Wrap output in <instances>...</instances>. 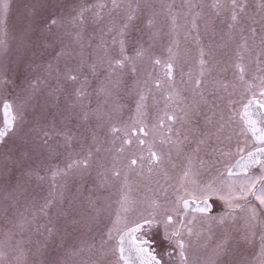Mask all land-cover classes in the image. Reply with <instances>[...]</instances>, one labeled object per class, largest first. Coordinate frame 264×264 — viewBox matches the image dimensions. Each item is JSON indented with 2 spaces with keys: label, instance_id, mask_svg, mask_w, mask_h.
Segmentation results:
<instances>
[{
  "label": "rangeland",
  "instance_id": "rangeland-1",
  "mask_svg": "<svg viewBox=\"0 0 264 264\" xmlns=\"http://www.w3.org/2000/svg\"><path fill=\"white\" fill-rule=\"evenodd\" d=\"M215 2L117 0L120 7L113 9L112 0H10L6 25L0 26V103L10 101L15 107L29 81L39 77L42 83L28 108L27 121L5 136L6 144H0V254L3 257L0 264H123L118 238L128 229L124 218L129 227L137 220L142 221L143 216H148L144 214L150 201L146 202L149 197L145 194L141 168L130 171L127 167L129 158L143 155L140 145H123L122 133L113 134L110 129L112 126L126 128L133 123L139 99L137 93L146 88L143 73L154 76L157 65L153 60L159 58L161 64H165L169 61L168 49L172 48L175 88L179 92V99L174 98L172 102L181 108H187L190 103L207 104L194 94L188 75L191 72L193 79L199 75L200 47L206 53L211 51V55L205 56L207 63L201 85L207 100H236L241 83L234 67L239 59L237 52L244 55L242 63L246 67L247 81L260 82L257 77L264 76L260 70L264 65L258 64L256 59L261 49L259 37L264 22V0H237L245 8L240 14V25L233 30L228 28L231 0H219L224 6L219 16L212 7ZM98 4L106 7L97 9L94 6ZM83 8L89 9L84 12L83 25L79 20L73 23ZM207 8H211L210 20L206 17ZM29 10L36 13L33 22ZM97 11L99 17L94 15ZM129 12L135 16L132 21L127 19ZM149 19L153 20L151 27L147 26ZM194 19L198 25L199 44L197 31L191 27ZM52 20L57 23L52 24ZM125 23L129 27L121 36L120 30ZM252 27L257 30L254 38H251ZM242 37H250L247 52L240 48ZM121 40L124 41V55L131 61L126 62L123 70V87L106 95L100 89L111 87L108 60L122 58ZM61 48L72 56L61 57L59 61L53 59ZM140 50H144V55L138 57ZM31 61L35 62L34 67ZM49 62L53 65L51 75L46 71ZM132 62L137 68L135 78L129 72ZM92 64L97 65L95 76L89 67ZM68 69L78 70L81 84L87 78L84 97L76 95L81 86L76 88L79 80L71 82L64 78ZM255 71L259 74L254 76ZM120 72L117 68L116 73ZM116 78L115 74L111 77ZM135 79L139 84L134 83ZM147 87L151 88L145 94L152 107L156 105L157 91ZM166 95L167 91L162 88L160 97L165 99ZM164 109L170 113L167 103ZM85 112L89 115L87 121L83 119ZM209 113L212 123L221 119L219 112ZM2 125L0 121V128ZM40 127H54L62 134L55 135L44 145L37 136ZM34 128L36 131L31 130ZM196 133L194 131L193 135ZM65 134L71 137L67 143ZM122 146L124 151L119 152ZM186 146L182 144L183 150ZM89 151L92 156L87 169L68 168L74 161L85 158ZM5 153L17 162L10 164L13 184L18 185L15 199L5 198ZM163 155V162L169 168L178 161L176 149L171 144L163 147ZM114 166L120 171V177L112 175ZM162 178L166 183L168 174ZM184 178L186 181L187 177ZM125 195L135 202L133 210L126 213L121 209ZM49 201L50 206L45 208ZM118 214L122 220L115 225ZM156 219L161 220V217ZM114 225L120 231H113L109 240L107 232ZM102 241L106 243L102 245Z\"/></svg>",
  "mask_w": 264,
  "mask_h": 264
},
{
  "label": "flooded vegetation",
  "instance_id": "flooded-vegetation-1",
  "mask_svg": "<svg viewBox=\"0 0 264 264\" xmlns=\"http://www.w3.org/2000/svg\"><path fill=\"white\" fill-rule=\"evenodd\" d=\"M207 10L209 11L206 17L210 20L211 8H207ZM16 13H19L18 9ZM29 13L30 20L33 22L36 13L33 10H29ZM31 63L34 67L35 62L31 61ZM161 65H157L154 69V71L156 70L154 76L149 75L148 72L143 73L144 81H148V86L152 87L153 80H164V68ZM253 74L254 76L258 75L259 71L258 73L255 71ZM254 76L251 77V80ZM81 78L82 76L78 82L76 81V88L81 84ZM248 82L254 85L253 91L257 93L258 98L260 82ZM156 91L155 101L157 107L156 105L149 107L148 98H146L144 121L149 127L156 124L157 117L163 115L164 105L167 103L170 114L174 112L178 119L174 124L171 122L166 123L165 127H171L175 139L182 140L183 144L187 146L179 153L176 150L178 161L172 168L167 167L166 163L163 162L160 165L153 164L151 166L152 170L149 171V147L151 146L152 151L157 152L158 155L164 158L163 147H168L170 144L160 142L164 135L163 129H157L149 137H141L146 139V143L140 145L141 152L145 157L144 167L141 171L145 181V194L149 197L146 202L150 201L145 207L146 213L144 215L149 216L152 212H155L156 218L161 217V220L157 219L158 226H154L152 229L145 226L139 232L137 238L141 241L147 239L150 252L157 259H161L163 264H261V261L264 260V257L261 256V248L264 244V240H262V237H264V206H261L259 201L252 196H249L246 200L238 199L233 203L245 207L232 209L224 201L213 197L209 201V204L213 205L210 213L203 214L197 210L200 200H194L190 195L193 189L199 194V191L208 184H212L213 187H220L222 192L226 194L227 184L231 183L238 186L244 181L246 174L248 176L260 175L259 164H251L247 169V173L236 167L237 161L240 159V154L237 152L238 147L244 148L243 155L245 157H247L249 151L255 152L256 148L259 147L251 143L250 133L248 134L249 143L247 146L244 145L245 137L240 135L241 117L248 101L252 99V93L247 91L246 85L240 83L237 98L234 102H228L226 99L216 102L209 99L207 104L190 103L187 108H181L172 101L161 98L162 89H156ZM4 103H0V121L2 122L4 119ZM169 105L171 106L169 107ZM212 109L219 112L223 119L215 120V123H212L211 114L209 113ZM152 111L153 113H151ZM205 111L208 112V117L204 114ZM249 111L252 113L253 119H259V114L264 112V109H260L258 105L254 104ZM185 113H187L186 120L179 119L185 116ZM229 117H232V119L229 120ZM209 118H211V123L208 122ZM221 124L224 125L223 130H220ZM4 127L3 123L0 130H4ZM194 131L197 132L195 135H193ZM177 133H179V136L176 135ZM185 136L189 138L186 142L183 140ZM153 138H155V141ZM200 139H204L206 143L200 144L199 151H196ZM132 140L133 143L130 146L128 145L129 147L137 143L135 137H132ZM222 152L231 154L223 155ZM114 162L115 164L118 163L117 161ZM170 169H172V172L169 171ZM189 169L191 170L190 175L187 176L185 181V172H188ZM229 169H232L233 172L231 176H228ZM164 174H168L166 183L162 178ZM170 176L172 177V181L170 178L171 184H169ZM146 180H148L147 183ZM259 186L258 184L257 187L259 188ZM165 190L168 191L165 192ZM180 197L190 201L191 206L188 209L182 208ZM153 202L158 204L159 208H156ZM249 207L256 208L255 219L252 218ZM173 210H178L180 214L176 215ZM167 215L173 216V223L168 225L169 232H178V235L174 236L171 241L164 239L162 219ZM222 216L224 219L221 223L219 218ZM133 226L135 225L130 227ZM189 229L191 234H189ZM225 240L227 241L226 244H224ZM177 241H182L185 245L186 260H183L180 256ZM222 244L226 251L218 256L217 251Z\"/></svg>",
  "mask_w": 264,
  "mask_h": 264
},
{
  "label": "snow or ice",
  "instance_id": "snow-or-ice-1",
  "mask_svg": "<svg viewBox=\"0 0 264 264\" xmlns=\"http://www.w3.org/2000/svg\"><path fill=\"white\" fill-rule=\"evenodd\" d=\"M97 9H103L106 7L104 4H98L95 5ZM112 7L113 9L119 8L120 5L117 3V0H112ZM131 7V6H129ZM214 9H216V15L219 16L221 14V9L224 7L219 0H216V2L212 5ZM11 4L10 0H0V26H5L6 21H7V16L10 12ZM245 6L241 3H238L237 0H231V11H230V19L231 23L228 24V28L230 30L236 29L238 25H240V14L244 12ZM89 11L87 8H83L80 10L78 13L77 17L73 19V23H75L77 20L80 21V24L83 25L84 23V12ZM95 16L99 17L100 13L99 11L94 13ZM197 17L200 16V13L196 14ZM128 21H132L135 19V16L133 15L132 12L128 13L127 16ZM173 25H175L176 20L175 17H173ZM56 20H52V24H56ZM153 25V20L149 19L147 21V26L151 27ZM129 27L127 23L123 25V27L120 30V35H124V29ZM191 27L193 30L197 31V37L196 41L199 44V33H198V25L196 24L195 19L191 22ZM242 31V29H241ZM251 32V38L256 37L257 35V30L255 27L250 28ZM6 34V32H5ZM191 33H188L190 35ZM77 39H80V34L77 33ZM250 37H242V43L240 44V48L244 51L247 52L249 51V41ZM259 43L261 46L260 52L257 56V63L264 65V60L261 58L264 57V22L261 23V35L259 37ZM2 44V42H0ZM51 47H54V45H49ZM103 46V45H102ZM106 50V49H105ZM169 52V61L166 62L165 64L161 65V60L159 58H155L153 60V63L155 65H161L164 68V80L162 81L161 79H156L152 82V87L156 88L157 90H160L162 88H165L167 91V95L165 99L167 101H173L174 98L179 99V92L175 88V80H174V65L171 62L172 60V48L168 49ZM120 53L122 55V58L120 59H115L114 61L109 59L108 60V65H109V78H108V83L111 85V87H102L100 91L104 92L106 95H112L113 92H118L122 87H123V70L126 67V62H130L131 58L128 56L124 55V41H120ZM144 55V50H140L137 53V56H143ZM206 55H211V51L208 53L205 52V49L203 47L199 48V60L198 63L200 65V71L199 75L196 78H192L191 72L188 73L189 75V80L192 84V88L194 91V94L199 95L201 99L204 100V103H209L207 99L204 98V92L201 88V85L203 84V77L205 75V64L207 61L205 60ZM71 57L72 53L61 48L60 50L55 52V55L53 59L59 61L61 57ZM238 56V61L234 64V67L236 69V75L238 77V80L243 84L246 85L247 91L252 93V99L248 101L247 106L245 107L244 114L241 117L242 121V127L240 129V135L244 136V145L247 146L249 143L248 140V134L250 133L251 135V143L258 145L259 147L256 148L255 152L249 151L247 157L243 155L244 148L238 147L237 152L240 154V159L237 161L236 167L240 168L241 170L245 171L247 173V169L251 166V164H259V169H260V175H251L248 176L247 174L245 175L244 181H242L238 186L234 184H227V193H223L222 189L220 187H213L212 184L206 185L203 189L199 191V194H197L196 190L193 189V191L190 193V195L193 197V199H199L200 204L197 205V210L200 213L203 214H209L211 207L213 205L209 204V201L213 197H217L218 199L224 201L229 208L235 209V208H243L245 206L234 204L233 201L238 200V199H247L249 196L254 197L257 201H259V204L261 206H264V112H261L259 114L260 118L259 119H253L252 118V113L249 111L251 109L252 105H258L260 109H264V76L257 77L260 80V88H259V93H258V98H257V93L253 91L254 85L250 84L246 79H245V72H246V67L242 63L244 60V55L241 52H237ZM90 70L92 72V75L95 76L97 74V65L92 64L89 66ZM119 68L121 70L120 73H116V69ZM262 72H264V67H261L260 69ZM46 71L48 72L49 75L52 74L53 71V65L51 62H49L46 65ZM182 71V70H181ZM129 72L133 75V77H136L137 73V68L135 66V63H131V67L129 69ZM116 75V79H111L112 75ZM64 78L67 79L68 81L71 82H76L80 79L78 75V70H72L68 69L64 73ZM42 81L40 80L39 77H36L34 80L28 82V87L24 89V95L20 99V103L14 107L13 103L10 101H5L3 104V123H4V130H0V144H6V141L4 140L5 136L8 135L9 131H15L17 125H22L27 121V111L28 108L31 106L32 99L35 97L36 93L39 90L40 84ZM88 80L87 78L84 79L83 83L81 84L80 88L77 89L76 95L78 98H82L86 95L85 92V86L87 85ZM135 84H139V80L135 79L134 80ZM145 86H147L148 81H144ZM235 86V85H234ZM223 87L226 89L227 84L223 85ZM56 91H59L57 89ZM151 88L146 87L144 91L138 92L139 99L136 102V116L133 120V123L129 125L126 128H121L117 126H112L111 127V132L113 134L116 133H122V144L123 145H131L133 143L132 137L136 138V142L139 145H144L146 143V137H149L153 133L156 132L157 129H163L164 130V135L161 138V143H169L171 144L177 152L183 151L182 144L183 141L179 139H173V132L171 127H165L166 123L171 122L175 123L178 119L176 114L169 113L167 110L163 112V115H160L157 117V122L156 124L152 125L149 127V125L144 121L143 117L146 114L144 109L146 108L145 100H146V92H150ZM171 105H169L170 107ZM213 114H215L214 109H212ZM43 115V114H41ZM187 118V113H185V116L180 117L179 119L186 120ZM83 119L87 121L89 119V115L87 112L83 114ZM223 119V117H221ZM232 117H229V120H231ZM209 123H211V118L208 120ZM224 125H220V130H223ZM32 131H36V129H31ZM62 133H59L55 130V128L51 129H46L43 127H40L39 130L37 131V136L41 138L40 142L44 145H48L49 141L53 139L55 135H61ZM179 136V133L176 134ZM144 137V138H141ZM65 143H67L71 137L67 136L66 134L64 135ZM93 139H95V133H93ZM188 137L185 136L184 140H187ZM206 141L204 139H200L196 151H199V145L204 144ZM99 151V149H97ZM119 152L124 151V147H120L118 149ZM222 151V150H221ZM223 155H230L231 153L227 152H222ZM258 154V155H257ZM170 155V153H169ZM92 153L89 151L87 156L81 160L74 161L72 164L68 165V168L71 169L74 166L77 168H84L87 169L89 167V160L91 159ZM145 160V157L143 155L140 156H134L129 158L127 167L131 171L136 167H139L143 169L144 163L143 161ZM17 163L12 159V157L5 153L4 155V172L6 174V192H5V198L11 197L15 199L16 196V191L18 190V185L13 184V177L11 175L10 171V164L14 165ZM149 171L152 170L151 166L153 164L160 165L163 163V158L161 155H158L157 152L152 151L151 146L149 147ZM190 169L188 172H185V177L190 175ZM29 175L31 173H28ZM53 175H56L55 173ZM112 175L115 177H120L121 173L118 169L115 168V166L112 169ZM223 175V174H222ZM233 175L232 169L228 170V176ZM125 183H127V179L125 178ZM195 183V181H193ZM223 184V182H222ZM260 185L259 188L257 185ZM238 189V190H237ZM180 200L182 202L181 206L183 209H188L191 206V203L189 200L184 199L183 197H180ZM134 201H130L128 197L125 195L123 199L121 200V209L123 212H129L133 210V205ZM154 206L156 208H159V205L156 204L155 202ZM51 204V201L46 202L44 205L45 208L49 207ZM179 207V206H178ZM43 210V209H41ZM176 215H179L178 210H173ZM249 211L252 214V218H256L257 210L254 207H249ZM223 216L219 218L220 222H223ZM121 216L118 214L116 217L115 225H119L121 223ZM124 223L125 226L128 227V232L125 233V235L132 236L134 238V235L144 229L145 226H147L149 229H152L154 226H158V222L156 219V213L152 212L149 216H143L142 217V222L140 220L135 221V226L134 227H129L127 225V218H124ZM173 223V216L172 215H167L165 217L164 221V239L167 241H171L174 236L178 235V232L172 231L171 234H169V228L168 225ZM113 226L112 229H110L107 232V237L108 239H112V232L113 231H120V229L116 226ZM181 226H183L181 224ZM189 234H191V230L189 229ZM262 240H264V237H262ZM103 243H106V241H102ZM143 245H147L149 241L147 239H143L141 241ZM227 241H224V244H226ZM177 244L180 248V256L183 260H186L187 257L185 256L184 253V243L182 241H177ZM137 249L139 252L144 253L145 249L141 247L139 244L137 245ZM113 251H117V249H113ZM120 258L123 259L124 256V248H123V237H121L120 240V247L118 249ZM226 251L224 249L223 244L219 246L217 255L223 254V252ZM261 256L264 257V244H262L261 248ZM2 254H0V259H2ZM146 264H163V261L161 259H157V257L152 253V252H147L146 255ZM261 264H264V260L261 261Z\"/></svg>",
  "mask_w": 264,
  "mask_h": 264
},
{
  "label": "water",
  "instance_id": "water-1",
  "mask_svg": "<svg viewBox=\"0 0 264 264\" xmlns=\"http://www.w3.org/2000/svg\"><path fill=\"white\" fill-rule=\"evenodd\" d=\"M127 232H128V229L122 232L118 238V249H119L120 240H121V237H123L124 256H123V259L120 258L122 263L123 264H146V255H147V252H150L148 248V244L143 245L141 243V240L137 238L139 232L134 235V238L132 236L125 235V233ZM138 244L145 249L144 253H141L138 251L137 249Z\"/></svg>",
  "mask_w": 264,
  "mask_h": 264
}]
</instances>
